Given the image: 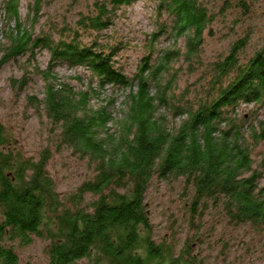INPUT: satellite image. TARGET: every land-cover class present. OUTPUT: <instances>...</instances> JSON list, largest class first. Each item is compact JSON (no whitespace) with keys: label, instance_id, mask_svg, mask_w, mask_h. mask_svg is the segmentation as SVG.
Masks as SVG:
<instances>
[{"label":"trees","instance_id":"obj_1","mask_svg":"<svg viewBox=\"0 0 264 264\" xmlns=\"http://www.w3.org/2000/svg\"><path fill=\"white\" fill-rule=\"evenodd\" d=\"M0 1L9 16L20 19V0ZM42 1H35L36 13ZM136 1L97 0L75 27L37 36L19 22L3 50L0 69L37 48L49 51L47 69L38 71L45 81L44 97L29 95L27 102L43 108L58 130L57 150L65 146L88 159L95 174L61 197L47 168L52 149H43L38 158L26 157L0 123V264H21L17 247L31 245L35 238L48 241V260L42 264H204L190 242L177 254L175 244L155 241L145 201L154 177L183 179L193 189V218L204 213L200 208L214 205L229 224L264 229V158L256 164L253 156L264 141V122L249 127L239 115L242 103L264 104V43L243 60L248 36L238 37L210 64L207 80L191 98L189 88L177 91L173 77L163 78L182 57L190 74L198 70L200 44L215 13L202 0H156L158 9L175 18L179 35L191 32L187 51L169 49L155 66L149 53L131 76L117 65L120 42L99 36L123 6ZM233 1L235 5L227 0L222 10L235 7L246 15L253 0ZM59 64L86 67L100 88H129L117 135L108 128L116 121L113 112L91 105L97 94L91 85L75 89L57 83L53 68ZM26 79L13 83L21 90Z\"/></svg>","mask_w":264,"mask_h":264},{"label":"rangeland","instance_id":"obj_2","mask_svg":"<svg viewBox=\"0 0 264 264\" xmlns=\"http://www.w3.org/2000/svg\"><path fill=\"white\" fill-rule=\"evenodd\" d=\"M36 0H20V19L8 15L5 4L0 1V58L3 50L11 43L20 22L23 29L33 36L54 32L57 29L76 26L81 15L93 10L97 0H43L38 13ZM208 9L215 13L214 20L207 25L200 44L198 70L189 72V64L182 57L173 61L171 74H165L163 81L173 77V87L177 91L188 89L193 97L195 89L207 80L211 63L221 54H226L231 44L238 38L248 36V45L242 52V59H249L264 43V0L250 2V11L244 14L235 7H226L227 0H202ZM231 5H235L232 0ZM156 0H137L118 11L114 24L100 32L101 41L116 40L121 50L116 60L124 72L133 76L145 55L149 53L150 63L158 64L160 56L169 49L187 51L191 32L178 34L175 18L165 10L158 9ZM88 38H84L87 40ZM153 46L150 49L149 45ZM50 60L47 49L37 48L18 56L0 69V123L11 133L15 145L26 157H39V153L50 147L53 156L48 163V171L56 182L57 191L66 198L85 180L94 176L92 164L63 147L57 150L58 137L43 108L35 109L27 102L29 95L44 97L45 81L38 73L46 70ZM57 83H68L75 89H86L90 85L97 91L91 100L94 107L106 106L113 112L116 121L109 124V133H119L120 119L126 109L129 88L108 85L100 88L98 80L86 67L71 68L59 64L53 68ZM27 77V85L20 90L14 80ZM152 89H156L152 85ZM136 89V87H134ZM166 112L165 110H162ZM161 111V112H162ZM239 115L245 116L246 123L259 126L264 122V104H245L239 107ZM254 158L259 164L264 158V141L255 147ZM264 175V170H263ZM264 186V176L260 180ZM193 189L186 188L183 179H160L154 177L145 201L154 226V239L157 243L168 241L175 244L178 254L186 245L193 244L192 252L204 264H264V229L259 230L250 224H229L225 214L214 205L200 208L204 213L191 216L190 205ZM88 200L91 199L89 195ZM48 241L35 238L31 245L17 247L21 264H42L48 257L45 247Z\"/></svg>","mask_w":264,"mask_h":264}]
</instances>
